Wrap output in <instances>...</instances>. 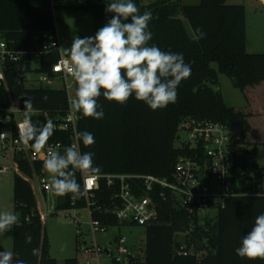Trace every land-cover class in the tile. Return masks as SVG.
Wrapping results in <instances>:
<instances>
[{"label":"trees","instance_id":"trees-1","mask_svg":"<svg viewBox=\"0 0 264 264\" xmlns=\"http://www.w3.org/2000/svg\"><path fill=\"white\" fill-rule=\"evenodd\" d=\"M133 2L141 14L144 11L153 14L149 22L152 32L149 44H155L163 51L182 53L185 62L191 64V76L180 83L177 101L163 109L153 111L134 96L124 105L101 96L98 102L105 113L103 119L85 118L77 113V131H87L94 136L92 146L85 147L82 141L79 146L81 152L94 153V166L100 168L96 175H151L171 180L179 158L186 153L176 148L180 122L196 119L229 126L242 122L244 136L237 144L249 149L245 157L250 156L252 162L244 158L241 163L245 168L257 169L261 178L264 170L255 161L257 144L248 137L254 130L249 119L263 116L264 95L259 97L255 90L264 86V53L247 51L245 6L227 5V0H201L196 5H185L181 0H159L147 6L141 0ZM106 6L91 2L83 7V11L103 27L113 15L105 12ZM185 22L193 36L189 35ZM197 29L203 30L206 38L196 39ZM56 38L51 0H0V42L6 44L8 51L22 54L19 62L7 61L2 66L5 82L0 89L1 113L13 126L14 116L9 109L19 102L24 110L27 97L33 100V112L47 114L56 125L66 118L68 96L64 90L29 89L24 79L31 73L54 78L51 69L58 61L59 53L44 49ZM37 51L43 54L37 69L33 70L31 54ZM214 64L218 71L212 67ZM219 74L228 77L234 87L244 93L248 104L245 110L228 108L220 93L214 91L213 87L219 84ZM32 120L38 127L46 121L43 116ZM3 127L0 123V128ZM53 143L61 144L60 152H63L64 148L72 146L71 133L55 130L48 141V144ZM14 159L21 173L15 175L13 189L14 212L18 217L13 229L14 260L22 259L26 264H58L50 255V243L38 202L27 180L47 175L41 171L43 163H32L25 153H16ZM76 179L83 189L79 171ZM114 196L115 191L101 181L95 192L93 216L111 228L117 225L113 213L120 205ZM57 199L56 212L86 208L84 197L75 198L74 205L71 194ZM161 206L162 223L145 229L142 264H264L261 259L241 258L235 251L242 237L251 230L256 216L264 213V197L231 199L214 219H207L204 224L194 219V228L184 241L195 254H203L200 260L176 253V234L192 229V220L185 212L175 209L170 201L161 202ZM25 234H31V244L25 242ZM37 247L40 249L38 257L31 254ZM76 263L77 259L66 261V264Z\"/></svg>","mask_w":264,"mask_h":264},{"label":"built area","instance_id":"built-area-1","mask_svg":"<svg viewBox=\"0 0 264 264\" xmlns=\"http://www.w3.org/2000/svg\"><path fill=\"white\" fill-rule=\"evenodd\" d=\"M53 0L51 5L53 7ZM78 4H82L78 2ZM60 43L56 38L44 51H55L59 53L58 61L52 66L51 73L54 78L41 76V82L53 86L57 82L61 83V89L68 96V112L64 122L56 125V130L71 133L72 145L77 143L75 133L77 132V113L70 110V100L74 98L75 81L68 74L66 67L67 57L61 54ZM43 52H33L32 62L39 63ZM22 54L7 50L4 42H0V89L5 82L2 66L10 61L17 63ZM38 67V65H37ZM19 110H12L15 126L10 120L3 117L0 107V123L4 124L0 128V133H5L0 139V157L7 159L11 155L15 163L16 172L21 175L19 166L15 162L16 153H25L29 160L42 162L49 149L61 151V144H48L45 148L36 152L29 145L19 141L17 125L23 120V110L20 103L13 105ZM43 116L47 119V114L32 112L31 117ZM33 122V120H32ZM232 126L200 121L196 119H186L180 122L176 137V148L185 151V155L180 157L175 166L173 177L161 179L155 176L141 175H95L93 185L84 196L86 202L85 210L89 216V241L83 236L81 230L77 232L80 240L79 253L81 259L76 264H102L101 257L106 255L110 260L109 264H142L144 251H134L128 247L124 237H116L109 241L107 247H102L98 242V236L105 235L111 229L96 220L93 216L95 207V192L99 190L100 182L105 181L107 187L115 191L114 198L120 201V205L114 209V216L117 225L121 227L148 228L162 223L161 202L170 201L171 205L180 212H185L192 220V229L188 232H178L176 234V253L185 257H196L198 260L203 254H195L193 248H188L184 238L188 236L194 228V221L204 224L207 219H214L220 210L224 209L231 199L242 196L264 197V172L262 177L258 176L255 168H245L242 165L244 158L250 161V156L245 157L248 148L238 145L240 140L232 132ZM178 144V145H177ZM80 147V146H79ZM252 162V160L250 161ZM11 170L8 166H0V175H5ZM81 176V174H80ZM30 181V179H27ZM82 186L84 178L81 176ZM45 176L39 177L40 188L45 197L50 196V188ZM248 186V189L245 187ZM33 188V187H32ZM34 191V190H33ZM258 194V195H257ZM75 204V198L73 204ZM38 210L44 221V215ZM215 211L213 216L210 212ZM195 219V220H194Z\"/></svg>","mask_w":264,"mask_h":264},{"label":"clouds","instance_id":"clouds-1","mask_svg":"<svg viewBox=\"0 0 264 264\" xmlns=\"http://www.w3.org/2000/svg\"><path fill=\"white\" fill-rule=\"evenodd\" d=\"M105 12L112 18L98 29L94 36L81 38L74 36L69 48L60 47L67 56L68 74L74 79L75 96L70 100V110L82 117L103 119L104 111L98 102L103 96L110 102L124 105L133 96L144 102L151 110L166 108L178 98L180 83L190 78L191 64L186 63L182 53L163 51L152 40L149 22L151 11L140 13L133 0H105ZM196 39H204L207 34L197 29ZM47 100V97L43 98ZM9 110H19L15 106ZM33 100H24L23 120L17 125L19 141L29 145L36 152L42 151L54 135L56 124L47 118L43 126L33 124L31 114ZM5 133H0L3 139ZM77 143L64 148L63 152L49 149L43 157L41 171L47 174L50 194L73 198L87 195L93 179L100 173L94 166V153L81 152L79 142L85 147L95 143L92 133L77 131ZM79 171L84 178V187L76 179ZM258 195V194H257ZM18 223V217L8 210L0 211V236L11 231ZM25 242L32 243L31 234H25ZM236 254L249 260H264V213L256 216L251 230L242 237ZM33 256L40 255V249L31 250ZM0 264H26L22 259L14 260V252L0 250Z\"/></svg>","mask_w":264,"mask_h":264},{"label":"rangeland","instance_id":"rangeland-1","mask_svg":"<svg viewBox=\"0 0 264 264\" xmlns=\"http://www.w3.org/2000/svg\"><path fill=\"white\" fill-rule=\"evenodd\" d=\"M142 4L147 6L159 0H141ZM81 2L82 4H78ZM106 4L105 0H56L53 2V13L56 23L57 39L60 46L69 48L74 36L81 38L94 36L96 31L101 27L92 21L83 11L88 3ZM200 0H186L185 5H196ZM227 5H243L246 8L249 40L258 37L259 26H264V0H227ZM185 26L190 36L193 32L187 22ZM251 43V41H250ZM251 49V48H250ZM257 53H264V41L258 46ZM67 57L66 55H64ZM37 62L33 63V70L37 69ZM218 71V66H212ZM26 87L29 89L39 87H50L51 89H61V83L57 82L53 86L41 82L42 77L37 73L25 75ZM215 92L220 93L225 105L228 108H234L243 111L247 108V99L239 89L234 87L233 82L225 75L219 74V84L213 87ZM256 124V122H253ZM253 137L248 140L257 144L256 148V164L264 170V126L259 130L254 126ZM178 145V144H177ZM0 166H8L10 172L0 175V206L3 210L14 212V178L18 174L16 172L15 163L11 159V155L7 159L0 157ZM47 179V175L45 176ZM48 181V180H47ZM34 194L39 204L41 213L44 215V231L50 243V255L58 264H66L67 260L81 259L79 253L80 240L77 232L81 230L84 237L89 241V216L88 212L82 210L55 211L57 205V197L52 195L45 197L40 185L39 177H34L30 181ZM49 182V181H48ZM50 183V182H49ZM216 216V212H210ZM15 226V225H14ZM12 227V230L14 229ZM124 237L127 245L134 251L145 249V229L140 227H121L111 228L107 234L98 236V242L102 247H107L108 242L116 237ZM102 264H109L110 260L106 255L101 257Z\"/></svg>","mask_w":264,"mask_h":264},{"label":"crops","instance_id":"crops-1","mask_svg":"<svg viewBox=\"0 0 264 264\" xmlns=\"http://www.w3.org/2000/svg\"><path fill=\"white\" fill-rule=\"evenodd\" d=\"M181 1L183 4H185L184 2L186 0H181ZM246 27H247V32H246V35H247V51L249 53H257L256 50H258V46L260 45V43H262L264 41V26H259V30L257 31L258 37H254L252 40H249V29H248L247 14H246ZM250 41H251V43H250ZM255 94L258 95L259 97L261 95H264V86L258 87L255 90ZM262 111H263V114H262L263 116L261 118L249 119V123H250L252 128H254V126H255L259 130V126L260 127L264 126V109H262ZM253 122H256V124H253ZM253 135H256V134H254L253 132L250 133V137H253ZM0 211H3V209H1V206H0ZM43 223H44V221H43ZM12 249H13V230L11 229V231L7 232L3 236H0V250H11L12 251Z\"/></svg>","mask_w":264,"mask_h":264},{"label":"water","instance_id":"water-1","mask_svg":"<svg viewBox=\"0 0 264 264\" xmlns=\"http://www.w3.org/2000/svg\"><path fill=\"white\" fill-rule=\"evenodd\" d=\"M232 132L233 134L239 138V139H242L243 136H244V129H243V123L238 121V122H235L233 125H232Z\"/></svg>","mask_w":264,"mask_h":264}]
</instances>
